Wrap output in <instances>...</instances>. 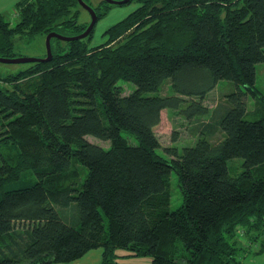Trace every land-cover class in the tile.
I'll return each mask as SVG.
<instances>
[{
  "label": "trees",
  "instance_id": "obj_1",
  "mask_svg": "<svg viewBox=\"0 0 264 264\" xmlns=\"http://www.w3.org/2000/svg\"><path fill=\"white\" fill-rule=\"evenodd\" d=\"M137 1L106 41L90 45L93 28L83 38L52 36L49 60L14 63L23 66L0 76V264L70 262L94 248L103 250L99 264L120 255L237 264L236 233L264 234L255 71L264 0ZM101 2L92 6L97 19L110 8ZM80 7L18 0L15 22L0 11V56L18 57L20 44L52 31L81 33L89 22L79 21ZM221 79L233 88L202 120V101ZM123 81L134 85L128 93ZM164 108L180 109L196 135L168 155L157 152L153 131ZM172 173L181 194L174 208Z\"/></svg>",
  "mask_w": 264,
  "mask_h": 264
},
{
  "label": "rangeland",
  "instance_id": "obj_2",
  "mask_svg": "<svg viewBox=\"0 0 264 264\" xmlns=\"http://www.w3.org/2000/svg\"><path fill=\"white\" fill-rule=\"evenodd\" d=\"M7 0H5L6 2ZM14 1V0H8ZM84 2H89L91 6H104L101 0H83ZM242 1V0H240ZM239 1V2H240ZM139 1L137 0H129L127 2H123L121 4L109 3L105 2L110 6L108 12L105 16L100 19H97L94 27L93 33L90 36L89 44H99L107 40L108 36L105 34V30L116 23L120 19H122L126 14L132 11L135 7L138 6ZM233 2V1H232ZM81 8V7H80ZM10 10L15 11V4L9 6ZM9 10V11H10ZM79 21H90L89 13L83 8L79 9ZM0 11L4 13V15L11 21L15 22L16 18L14 13L10 15L8 12L4 10V4L2 0H0ZM44 38H39L37 42L31 41L26 44H20L17 48L20 56L27 57H38L42 56L45 53V44ZM21 66L19 64L14 63H0V76L8 74L9 72H14L18 70ZM256 71V84L259 89L264 94V61L258 62L255 65ZM2 81H0L1 83ZM5 84V83H1ZM123 85V93H128L131 88L134 86L131 83L122 82ZM233 88V83L221 79L216 85L209 90L202 103L208 107V116L201 117L202 120L205 118H209L212 110L218 109L219 105H223L226 102L225 93L227 94ZM169 86L165 84L163 88V92H168ZM189 97H187L188 100ZM190 99V98H189ZM249 108H253V103L250 101ZM200 118V117H199ZM191 121V120H190ZM190 124L185 116L181 113L180 109L173 108H164L160 112V120L159 122L153 126V131L156 134L160 147L157 149V152L160 154L168 155V152L165 151L166 147L175 148L177 150H181L183 146L190 145L194 143L196 140V135L192 134L189 130ZM217 138L215 135L214 139ZM88 139L94 143H97L102 146H108L109 142L101 140L95 137H88ZM240 159V158H239ZM234 168H238V163L232 161ZM169 190L171 193L170 206L172 208L178 206L181 202V194L176 185V175L172 173L170 175V186ZM257 234V235H256ZM256 235V237H254ZM264 234L259 232L258 229H252V231L248 234L246 231L240 229L236 233V251L234 253L237 264H264ZM96 250V248H94ZM123 251V250H118ZM117 262V261H116ZM118 263L121 264H151V257L148 255H139V256H119ZM117 263V264H118Z\"/></svg>",
  "mask_w": 264,
  "mask_h": 264
},
{
  "label": "water",
  "instance_id": "obj_3",
  "mask_svg": "<svg viewBox=\"0 0 264 264\" xmlns=\"http://www.w3.org/2000/svg\"><path fill=\"white\" fill-rule=\"evenodd\" d=\"M79 5L86 10L89 15H90V21L87 25V27L79 34L77 35H73V36H65L59 33H56L54 31L49 32L46 36H45V56L44 57H27V56H18V57H2L0 56V62H11V63H18V62H28V61H47L51 58L52 56V52H51V48H50V38L53 36H56L60 39H76V38H83L85 37L87 34H89V32L92 30V28L94 27V24L97 20V16L95 13V10L92 8V6H90L88 3L84 2L83 0H77ZM105 2H109V3H115V4H121V3H125L129 0H104Z\"/></svg>",
  "mask_w": 264,
  "mask_h": 264
},
{
  "label": "crops",
  "instance_id": "obj_4",
  "mask_svg": "<svg viewBox=\"0 0 264 264\" xmlns=\"http://www.w3.org/2000/svg\"><path fill=\"white\" fill-rule=\"evenodd\" d=\"M18 0H14V1H6L2 0V3L4 4V10L6 12H8L10 15H12L14 13L13 10L8 9L9 6L15 4ZM10 10V11H9ZM102 249L101 248H96V250L91 249L89 251H87L84 255H82L81 257L70 261V262H59V263H51V264H99L101 259H102ZM118 251V250H117ZM122 252L124 251H118L119 254H122ZM122 256V255H120ZM117 263H118V258L116 259ZM121 264V263H118Z\"/></svg>",
  "mask_w": 264,
  "mask_h": 264
},
{
  "label": "flooded vegetation",
  "instance_id": "obj_5",
  "mask_svg": "<svg viewBox=\"0 0 264 264\" xmlns=\"http://www.w3.org/2000/svg\"><path fill=\"white\" fill-rule=\"evenodd\" d=\"M104 1V0H103Z\"/></svg>",
  "mask_w": 264,
  "mask_h": 264
}]
</instances>
